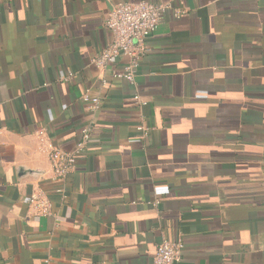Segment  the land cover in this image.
<instances>
[{"label":"crops","instance_id":"0c3cea01","mask_svg":"<svg viewBox=\"0 0 264 264\" xmlns=\"http://www.w3.org/2000/svg\"><path fill=\"white\" fill-rule=\"evenodd\" d=\"M141 1L173 9L133 85L92 60ZM85 126L59 182L38 133L72 151ZM179 238L178 264H264V0H0V264H152Z\"/></svg>","mask_w":264,"mask_h":264},{"label":"built area","instance_id":"2783aa9c","mask_svg":"<svg viewBox=\"0 0 264 264\" xmlns=\"http://www.w3.org/2000/svg\"><path fill=\"white\" fill-rule=\"evenodd\" d=\"M172 9L170 3L155 4L148 1L116 4L106 21V27L112 34V41L92 60V64L99 69H106L120 56H127L128 64L121 71L113 72L112 77L136 85L141 60L149 52L147 40L158 30L164 14ZM185 13L180 10L174 11L176 17H181ZM72 78L73 75L70 74L66 80ZM135 100L139 105H146L139 96H135ZM82 101L94 110L101 106L100 98L93 96L89 91L82 95ZM38 139L41 144H48V156L54 178L64 182L77 170L79 158L93 139V128L86 127L82 130L80 140L72 151L50 144L44 132L38 133ZM26 204L41 217L52 215V204L45 193H34L27 199ZM184 248L185 244L181 238L164 239L156 250L152 264H178Z\"/></svg>","mask_w":264,"mask_h":264},{"label":"trees","instance_id":"16d2710c","mask_svg":"<svg viewBox=\"0 0 264 264\" xmlns=\"http://www.w3.org/2000/svg\"><path fill=\"white\" fill-rule=\"evenodd\" d=\"M86 127H87V126H85L84 128H86ZM84 128H83V129H84ZM83 129H82V130H83ZM81 132H82V131H81Z\"/></svg>","mask_w":264,"mask_h":264}]
</instances>
